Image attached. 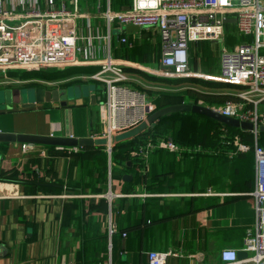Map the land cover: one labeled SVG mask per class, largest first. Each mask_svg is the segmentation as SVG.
Here are the masks:
<instances>
[{
    "label": "crops",
    "instance_id": "crops-1",
    "mask_svg": "<svg viewBox=\"0 0 264 264\" xmlns=\"http://www.w3.org/2000/svg\"><path fill=\"white\" fill-rule=\"evenodd\" d=\"M106 4L111 11L125 7L110 0H84L79 5L81 14L101 31L99 15ZM78 20L77 30L85 33L83 20ZM12 22L9 25L19 24ZM124 27L110 25V56L122 63L127 85L144 95L149 114L171 104L212 108L234 100V86L216 79L221 49L230 50L244 40L236 36L233 23L225 26L220 40L210 41L212 50L205 49V41L189 43L186 72L201 74L198 77L205 81L197 95L181 93L184 87L173 88L174 80L190 76L162 80L143 73L141 68L159 65V36L153 28L126 33ZM118 35L126 42L117 44ZM82 66L81 73L51 81L15 79L7 74L12 71L0 72V85L17 89L38 83L46 90L66 91L62 100L32 106L0 103V133L105 142L83 148L0 142V264H147L149 251L168 252L165 264H217L221 249L240 251L253 227V159L248 155L232 159L229 152L222 159L214 156L219 152L200 151L198 145L191 151L200 154L193 156L171 140L170 127L176 121L165 124L162 138L150 136L159 118L126 137L133 143L123 152L114 148L121 139L112 141L108 152L100 137L105 127L104 91L84 78L98 67ZM257 111L264 115V100ZM159 141H172L178 151L143 152L144 143ZM21 144L30 146L29 151L22 152Z\"/></svg>",
    "mask_w": 264,
    "mask_h": 264
},
{
    "label": "built area",
    "instance_id": "built-area-1",
    "mask_svg": "<svg viewBox=\"0 0 264 264\" xmlns=\"http://www.w3.org/2000/svg\"><path fill=\"white\" fill-rule=\"evenodd\" d=\"M99 17L103 31L90 23L87 14H81L79 0H0V72L97 66L84 78L99 83L104 91L105 127L100 137L109 152L115 135L145 123L149 114L144 95L127 85L122 63L110 56V25L155 29L160 71L171 77L188 70L189 43L220 40L225 26L233 23L236 36L244 40L230 50L221 49L216 79L237 91L234 100L211 109L252 125L253 227L240 249L244 258L237 257V250L225 248L220 250L217 264H264V146L256 140L257 126L264 125V115L257 111V104L264 100V4L260 0H129L117 11L106 4ZM76 19L83 20L85 33L77 30ZM16 20L19 24L7 23ZM115 42L125 43L126 38L118 35ZM233 145L240 152L249 148L236 138ZM29 149L21 144L22 152ZM142 149L178 151L172 141L144 143ZM168 255L149 251L146 262L165 264Z\"/></svg>",
    "mask_w": 264,
    "mask_h": 264
},
{
    "label": "trees",
    "instance_id": "trees-1",
    "mask_svg": "<svg viewBox=\"0 0 264 264\" xmlns=\"http://www.w3.org/2000/svg\"><path fill=\"white\" fill-rule=\"evenodd\" d=\"M110 2H116L117 4H121V6L122 5L126 6L127 4H129V0H110ZM82 70L83 68L81 69L71 68L67 70H58L52 72L34 71L28 73L23 71L20 72L16 77L21 80H28V79L58 80L72 76L77 73H81ZM7 74L9 76L11 75L12 77L15 76L13 72H8ZM174 94L178 95V93H174ZM156 106L157 108L160 107L158 103L156 104ZM168 121L177 122V125H174L173 129L170 127L171 137H172V138L170 137L171 140L174 141L175 144L178 145V147L180 146L187 147V150H189V153L192 154L193 156L200 154V151L212 150L215 151V153L219 152L214 154V156L215 157L220 156L222 157V159L226 158V154L228 152L231 153L232 159H234L233 157H236L239 160L247 155L253 159L252 137L250 136V134H248V132L223 125L206 116L199 114H193L189 112V113H172L169 116H162L155 122L153 128L150 131V136L152 138L155 137L162 138V136H164L166 131L165 124ZM235 134L239 136L238 139L239 143H242L249 147L247 151L240 152L236 150V147L233 145V136ZM183 135H187V138H184ZM256 140L258 145L264 146V133H259ZM132 143L133 140H122L116 143L114 148H120V150L122 151L123 147L129 146ZM196 145L200 146V151L192 152L191 151L192 149L197 148ZM251 177L253 179V171ZM248 181H249V174L246 175V179H245V182Z\"/></svg>",
    "mask_w": 264,
    "mask_h": 264
},
{
    "label": "water",
    "instance_id": "water-1",
    "mask_svg": "<svg viewBox=\"0 0 264 264\" xmlns=\"http://www.w3.org/2000/svg\"><path fill=\"white\" fill-rule=\"evenodd\" d=\"M138 29L136 26L126 25L124 27V32L129 33L130 31ZM42 85H33L28 87L20 88H11L3 93L2 97H0V103L10 104V103H27L32 106L36 102L42 101H59L64 99L65 97V89L58 90L51 89L46 90ZM176 112H190L194 114H199L206 116L216 122H219L223 125L240 129L243 131H251L252 125L249 122L238 121L236 119L228 118L222 116L211 108L206 106H201L199 104L194 103H179V104H171L168 106H164L153 110L146 118V123L153 125V122L158 118L170 115L171 113ZM144 128V124H140L133 129L129 130L125 133L122 138H113V141L125 140L127 137L135 136ZM258 132H264V125H258ZM0 142H20V143H33V144H43L50 146H60V147H92V146H100L105 142L103 139H92V138H69V137H39V136H31V135H14L7 133H0ZM123 179H128L127 176H123ZM244 255V252L238 251L237 257H241Z\"/></svg>",
    "mask_w": 264,
    "mask_h": 264
},
{
    "label": "rangeland",
    "instance_id": "rangeland-1",
    "mask_svg": "<svg viewBox=\"0 0 264 264\" xmlns=\"http://www.w3.org/2000/svg\"><path fill=\"white\" fill-rule=\"evenodd\" d=\"M263 4H264V0H260ZM83 4H84V0H79V5L82 7L83 6ZM76 22L78 23L79 22V20H77L76 19ZM8 24H12L13 22H7ZM204 47H205V49L207 50H212V48H211V44H210V41H205L204 43ZM188 62H189V60H188ZM159 66V65H158ZM158 66H150V68L149 67H146L145 69H142L141 68V70H142V72L143 73H146V74H150V76L152 77V78H160V79H169L170 77L169 76H166V75H164L163 74V72H161L160 71V67H158ZM188 66L190 67V64L188 63ZM73 69V68H76V67H72V66H63V67H57V68H52V69H45V70H24V69H16V70H12V72L15 74V76H13V78H17L16 76L20 73V72H23V71H25V72H34V71H43V72H52V71H58V70H67V69ZM81 68H83V69H85L84 68V66H80V69ZM11 71V70H10ZM160 71V72H159ZM153 72L155 73V75L157 76V77H155V76H152L153 75ZM165 73V72H164ZM192 73V72H191ZM193 74H195L194 76H191V75H188V73L186 72L185 74L184 73H182V74H180L179 76H171V77H182V76H190V77H192V78H189V79H177V80H174V84H176L173 88H177V87H184V89H185V91H183V92H181V93H184V92H189V93H191V94H201V92H200V88H202V84H204V82H203V80H201V78L200 77H198L199 75H201V74H197V73H193ZM11 76V75H10ZM160 76H162V77H160ZM12 77V76H11ZM3 77H1L0 76V79H2ZM160 79H158V80H160ZM49 81H51V80H49ZM35 85H39L38 83H34ZM81 84H83V85H88V86H90L91 88H93L94 89V87L96 86L95 84H91L90 82H82ZM40 85H43V84H40ZM12 86H14L13 84L10 86V85H0V97H2V95H3V93L5 92V91H7V90H10L11 89V87ZM46 86V85H45ZM97 87V86H96ZM44 88H47V87H44ZM22 89V88H21ZM78 89V88H77ZM175 93H178V94H181V93H179V91H176ZM260 105H262V104H260ZM259 105V106H260ZM142 124V123H141ZM144 124V123H143ZM138 125H140V124H138ZM137 125V126H138ZM126 132H128V131H122V132H119L117 135H116V137L115 138H122L124 135H125V133Z\"/></svg>",
    "mask_w": 264,
    "mask_h": 264
}]
</instances>
